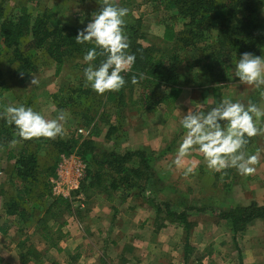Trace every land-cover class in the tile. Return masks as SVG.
Instances as JSON below:
<instances>
[{
  "label": "rangeland",
  "instance_id": "rangeland-1",
  "mask_svg": "<svg viewBox=\"0 0 264 264\" xmlns=\"http://www.w3.org/2000/svg\"><path fill=\"white\" fill-rule=\"evenodd\" d=\"M258 16L264 19V0ZM165 0H116L119 6L128 8L127 18L139 20L145 34L142 43L151 45L156 52L170 56L171 43L162 39L164 24L167 22L180 29L182 20L171 17L175 10L165 5ZM5 14L17 15L21 7L35 15L46 8L55 13L60 24L75 21L85 25L94 11L101 5L98 0H0ZM264 33V30H263ZM0 45V70L8 73L9 67L2 60ZM182 60L181 81H186L184 92L171 106H159L154 110H144L134 105L132 100L137 89L126 90L125 104L113 106L104 104L105 93L95 92L93 102L83 103L82 98L70 101L76 94L71 89L79 86L84 79L81 67L75 64L81 59H68L61 71L55 73L54 63L41 57L30 79L21 84L10 77L0 78V112L7 105L31 106L45 118L52 119L62 112L65 116L63 132L54 139L70 135L87 136L90 128L81 124V117H75L72 110L82 105L96 104L97 124L102 129L97 137H90L103 150L145 149L152 158V176L145 186L142 196L128 195L120 201L119 192L102 187L81 188L86 162L77 154L68 155L51 152L50 146L33 137L16 140L13 145L0 147V225L7 232H0V264H15V254L23 252L26 264H50L55 260L61 264H201L202 256L208 255L215 261L224 258L236 260L238 264V240L242 250L248 253L258 251L264 258V220L250 223L245 230L234 233L222 220L220 212L250 202L264 203V116L260 118L256 135L248 137L246 154L257 156L250 175L239 173L234 167L214 171L207 167L203 154L194 146L181 163H174L176 150L186 130L180 120L186 111L206 110L223 98L238 100L245 105L253 103L264 109V96L254 85L241 83L234 76V67L221 89V96L214 101L210 88L214 83L205 81L204 62H208L200 49L176 52ZM11 69V68H10ZM32 79L37 83L33 84ZM4 83H1V82ZM3 85L7 88L2 90ZM264 88V86H262ZM53 94H58L67 103L64 109L57 107ZM101 99V102H97ZM108 115V116H106ZM3 117L0 116V120ZM104 118L108 122L101 121ZM118 120V121H117ZM115 124L114 131L107 133L108 123ZM89 137V136H88ZM21 147L43 157L52 172L44 171L49 177L50 190L42 198L43 202L34 211L12 215L4 207L6 197L19 194L27 183L15 173L12 153ZM195 165V170L184 175V168ZM82 176V177H81ZM39 187L37 182L32 183ZM59 187L67 197L54 190ZM54 189V190H53ZM66 199L64 203L61 199ZM42 199H39L40 201ZM187 212L188 228L176 218L166 215L165 209ZM160 210V211H159ZM47 226L48 229H44ZM60 227L66 236L56 239L52 230ZM50 238V239H48ZM52 238L58 241L60 250L51 246ZM145 239V242H144ZM18 240L22 246L15 249ZM186 250L187 257H184ZM220 256V257H219ZM260 256V257H261ZM16 264H22L19 257Z\"/></svg>",
  "mask_w": 264,
  "mask_h": 264
},
{
  "label": "trees",
  "instance_id": "trees-1",
  "mask_svg": "<svg viewBox=\"0 0 264 264\" xmlns=\"http://www.w3.org/2000/svg\"><path fill=\"white\" fill-rule=\"evenodd\" d=\"M151 1V0H146ZM165 5L173 8L175 14L171 17L182 20L180 29L173 25L164 24L162 39L171 43L172 52L165 56L156 52L151 45H144L139 20L127 18L124 30L128 36L129 48L127 51L134 53L136 60L131 70L122 73L125 84L119 90L105 92L104 104L111 103L115 107L125 104L126 90L136 87L137 95L132 100L134 105L144 110H154L159 106H171L184 92L186 81H181L180 67L182 60L177 51L200 49L208 62L203 63L206 70L208 83H214L210 88L216 102L221 96V89L226 85L230 70L238 60L240 53L252 52L264 56V19L258 16L262 5L260 0H165ZM5 8L0 3V45L2 46V60L9 67L8 73L0 70V78L10 77L21 84L26 83L33 73L37 61L43 57L54 63L55 73L62 70L68 59H81L75 66L84 69L87 63L83 56L91 43L78 44L75 40L77 30L84 25L75 21L71 24H60L55 19L52 9L46 8L38 14L27 12L21 7L17 15L5 14ZM126 16H130L128 12ZM102 56H98V63ZM11 68V69H10ZM143 73V77L140 74ZM137 76V82L132 83V76ZM1 83H4L3 81ZM224 83V84H219ZM7 87L3 85L2 90ZM76 94L70 101L82 98L83 103L93 101L95 91L85 85L81 80L79 86L71 89ZM1 95V93H0ZM53 94L57 107L64 109L67 103ZM217 98V99H216ZM257 100L254 96L249 102ZM97 102H101L98 99ZM248 102V103H249ZM82 105L79 110H72L75 117H81V124L90 128L87 136L70 135L65 138H48L41 136L39 139L46 142L51 152L68 155L77 154L86 162L84 175L80 181L81 188L102 187L112 192H119L120 201L124 196H142L145 186L152 176V158L145 149L103 150L98 152L93 139L101 134L102 129L97 124L95 116L98 115L96 104ZM108 116V115H106ZM101 121L108 122L104 118ZM118 121V120H117ZM115 124L108 123V131H114ZM15 127L8 124L4 118L0 120V147H6L13 139H21L15 135ZM89 136V137H88ZM249 142L250 139L248 138ZM249 142L246 146H248ZM251 144V142H250ZM252 145V144H251ZM16 176L24 183L23 191L13 196H7L4 207L8 213L23 214L34 211V207L43 202L50 190L49 177L42 175L44 171L52 172V168L37 152L21 147L17 153H12ZM41 166V167H40ZM224 170L233 169L226 168ZM37 182L39 187L32 183ZM39 199H42L41 201ZM61 199V198H60ZM60 201L66 203V199ZM166 215L176 218L179 223L188 228L187 212L165 209ZM160 211V210H159ZM219 217L224 220L230 229L236 233L245 230L255 219L264 220V203L255 201L247 205H238L229 210L220 212ZM44 229H48L44 226ZM0 232L5 234L7 229L0 225ZM60 239L66 235L60 227L51 231ZM52 238L51 246L60 250L58 241ZM50 239V238H48ZM18 246H22L19 242ZM20 252L22 264H26L28 257ZM238 264H243L239 249ZM186 255V250H185ZM50 264H61L50 260ZM101 264H104L102 261Z\"/></svg>",
  "mask_w": 264,
  "mask_h": 264
},
{
  "label": "clouds",
  "instance_id": "clouds-1",
  "mask_svg": "<svg viewBox=\"0 0 264 264\" xmlns=\"http://www.w3.org/2000/svg\"><path fill=\"white\" fill-rule=\"evenodd\" d=\"M99 10L92 12L91 19L75 35L76 43H91L83 56L87 67L83 69L85 85L91 87L98 94L109 90H119L125 84L122 73L131 70L135 63L134 53L129 48L128 36L124 30L125 17L128 8L119 6L116 0H98ZM102 56L98 63H92ZM234 76L241 83L254 85L261 89L264 96V56L252 52L240 53L234 62ZM143 77V73L140 74ZM132 83L137 82L133 75ZM33 84L37 83L32 79ZM5 121L15 127V135L21 139L33 137L55 138L63 132L65 116L62 112L55 118L47 119L24 104L7 105L0 112ZM264 116V109L257 104L249 102L247 105L229 98H223L206 110L186 111L180 120L185 135L179 142L174 163L179 165L181 158L190 153L194 146L198 147L206 161L207 167L214 171L234 167L243 175L255 172L253 165L257 156L246 154L245 146L248 137L257 134L260 118ZM13 145L16 139L11 141ZM195 170L194 164L184 168V175Z\"/></svg>",
  "mask_w": 264,
  "mask_h": 264
},
{
  "label": "crops",
  "instance_id": "crops-1",
  "mask_svg": "<svg viewBox=\"0 0 264 264\" xmlns=\"http://www.w3.org/2000/svg\"><path fill=\"white\" fill-rule=\"evenodd\" d=\"M253 221H258V219H255ZM19 242L20 241L18 240L17 244L15 243V249L19 248V246H18ZM144 242H145V239H144ZM236 243L240 248L243 264H264V258H263V256H261V254L258 253V251L254 250L253 252L248 253V251H246L245 249L244 250L241 249V247H240L241 245H239L238 240H236ZM187 256H188V253L186 255L184 253V257H187ZM210 257L211 256H208V255L202 256L201 264H235L236 263V260H234V258L230 262L224 258H221L220 256H219L220 258H216L215 261H213V259ZM18 259H19V256L17 253V254H15V264L17 263ZM182 264H183V262H182Z\"/></svg>",
  "mask_w": 264,
  "mask_h": 264
},
{
  "label": "built area",
  "instance_id": "built-area-1",
  "mask_svg": "<svg viewBox=\"0 0 264 264\" xmlns=\"http://www.w3.org/2000/svg\"><path fill=\"white\" fill-rule=\"evenodd\" d=\"M83 174H84V171H83ZM82 177V176H81ZM54 190V189H53ZM57 192V193H59L60 195H63L64 197H67V194L66 193H64V192H62V190L59 188V187H57V189L56 190H54V192Z\"/></svg>",
  "mask_w": 264,
  "mask_h": 264
}]
</instances>
